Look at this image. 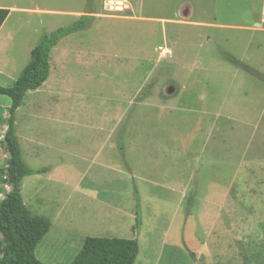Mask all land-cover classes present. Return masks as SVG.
I'll return each instance as SVG.
<instances>
[{"label": "rangeland", "instance_id": "374dc122", "mask_svg": "<svg viewBox=\"0 0 264 264\" xmlns=\"http://www.w3.org/2000/svg\"><path fill=\"white\" fill-rule=\"evenodd\" d=\"M85 4L0 0L15 9L0 45L13 73L43 34L94 13L15 113L24 163L54 170L21 181L24 204L52 223L35 256L69 264L80 236L122 237L137 240L134 264H264V0Z\"/></svg>", "mask_w": 264, "mask_h": 264}, {"label": "trees", "instance_id": "16d2710c", "mask_svg": "<svg viewBox=\"0 0 264 264\" xmlns=\"http://www.w3.org/2000/svg\"><path fill=\"white\" fill-rule=\"evenodd\" d=\"M86 5H92V0H86ZM8 14V9L0 8V27ZM90 19L88 13L67 27L43 34L30 51L29 61L12 86L0 87V95L10 100L7 127L3 134V143L8 154L4 183L10 189L0 200V264H44L36 258L35 249L48 233L51 223L48 218L33 215L27 209L20 188L24 177L44 174L48 168L33 170L22 160L15 133V113L25 95L38 90L47 80L51 50L61 39L85 29ZM227 59L231 61L233 58L227 56ZM139 226L140 221L136 216L133 230H137ZM137 254L136 239L86 237L69 264H134Z\"/></svg>", "mask_w": 264, "mask_h": 264}, {"label": "crops", "instance_id": "0c3cea01", "mask_svg": "<svg viewBox=\"0 0 264 264\" xmlns=\"http://www.w3.org/2000/svg\"><path fill=\"white\" fill-rule=\"evenodd\" d=\"M140 1V0H139ZM162 1H165V3L167 2V1H169V0H162ZM172 1V0H171ZM174 1V0H173ZM175 1H180V0H175ZM131 3V2H130ZM133 5H134V3H133ZM85 6H86V4H85ZM87 7V6H86ZM89 7H92V5H90ZM0 8H4V9H8L9 10V14H8V16H7V18H6V20L4 21V23L2 24V26L0 27V45H1V43L2 42H5V40L7 39V37H8V35H9V33H10V31H4L3 33L1 32L2 31V29H3V27H4V25H5V23L7 22V20H8V18L10 17V15H11V13H13V11H15V9L14 8H8V7H5V6H3V5H0ZM88 13H90V16H91V18L93 17V15H94V13L91 11V10H89V11H87V12H80L79 14H76V13H74V14H72L73 16H75V15H79L78 17L80 18L81 16H85V15H87ZM68 37H70V36H68ZM68 37H65V38H63V40L61 39L60 41H62V43L60 44V45H58V46H56L57 48H60V53H61V55L63 56V59L66 57V55H69L70 53H71V51H72V46L69 44V40H66V39H69ZM66 41H68V43H65ZM1 47V46H0ZM55 47V48H56ZM34 48V47H33ZM32 50V48L30 49V51ZM26 62V61H25ZM16 64V63H15ZM24 64V63H23ZM27 64V63H26ZM22 66V65H21ZM25 66V65H24ZM24 66L23 67H19V69H17V70H15L17 67L13 64L12 66H11V68L10 69H12V71H14L15 70V72L13 73V72H10V71H7V63H6V60H4V61H0V87H3V88H7V78L12 82V84L15 82V80L17 79V77H18V75H19V73L21 72V70L24 68ZM65 66H68V63L67 64H64L63 62H61V63H59L58 64V70H59V72L61 71L62 73H58V78H61L62 79V77L63 76H65V72H64V69H65ZM9 69V70H10ZM49 76H50V66H49V75H48V78H47V80L48 79H50L49 78ZM65 80H66V76H65ZM12 86V85H11ZM44 86H46V81H45V83L38 89V90H36V91H40V89H42V87H44ZM0 106H2V104H0ZM7 108H9V107H5V110L4 111H2L1 112V118H2V121L0 122V125H2V126H4L5 124H6V121L4 120L3 121V114H5L6 112H7ZM54 170L52 169V166L50 167H48V171L46 172V173H44V175H49V174H51L52 172H53ZM28 178H31V179H37V180H40L41 179V177L40 176H32L31 175V177L30 176H28ZM22 197V196H21ZM24 202V201H23ZM26 206V205H25ZM27 207V206H26ZM28 209V208H27ZM29 210V209H28ZM30 211V210H29ZM31 212V211H30ZM38 216V215H37ZM118 216H120V215H118ZM43 217H45V216H43ZM47 218V217H46ZM59 218V217H58ZM58 218L56 219V220H58ZM119 218V217H118ZM117 223H119V222H117ZM51 226H52V223H51ZM59 227L61 228V229H65V230H67V231H69L70 233H73L74 231H76V232H78L79 234H81L82 235V230H81V227H75V226H72L71 228H69L67 225H62V224H59ZM68 227V228H67ZM132 227V226H131ZM51 228V227H50ZM115 230L117 231V232H119L120 231V229L119 230H117L116 228H115ZM86 238V237H85ZM84 238V239H85ZM113 238H117V237H113ZM121 239H129V238H122V237H120ZM84 239H83V236H80V238H79V247L81 248V246H82V244H83V241H84ZM65 240V239H64ZM81 245V246H80ZM79 247H78V249H79ZM77 249V250H78ZM42 251L41 252H43V250H45V248H43V249H41ZM80 250V249H79ZM78 250V251H79ZM78 251H77V253H78ZM76 253V254H77ZM75 254V255H76ZM73 255V254H72ZM71 255V256H72ZM74 255V256H75ZM41 256H43V253H41ZM37 258V257H36ZM74 258V257H73ZM38 259V258H37ZM39 260V259H38ZM72 261V260H71ZM70 261V262H71ZM52 262H56V260H52ZM69 262V263H70Z\"/></svg>", "mask_w": 264, "mask_h": 264}, {"label": "built area", "instance_id": "2783aa9c", "mask_svg": "<svg viewBox=\"0 0 264 264\" xmlns=\"http://www.w3.org/2000/svg\"><path fill=\"white\" fill-rule=\"evenodd\" d=\"M160 50L162 49V48H159Z\"/></svg>", "mask_w": 264, "mask_h": 264}]
</instances>
